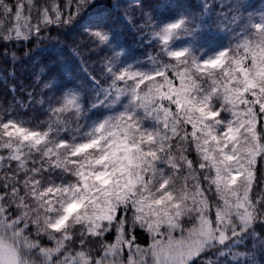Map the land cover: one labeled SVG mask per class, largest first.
Returning <instances> with one entry per match:
<instances>
[{
  "label": "snow or ice",
  "instance_id": "obj_1",
  "mask_svg": "<svg viewBox=\"0 0 264 264\" xmlns=\"http://www.w3.org/2000/svg\"><path fill=\"white\" fill-rule=\"evenodd\" d=\"M95 6L0 0L3 44L79 26L98 59L90 67L77 48L76 66L58 67L66 78L34 74L39 99L32 90L0 105V171L15 163L0 176V264H256L239 249L264 248V8L158 4L142 12L152 51L141 59ZM3 56L15 94L21 57ZM16 105L46 118L17 119Z\"/></svg>",
  "mask_w": 264,
  "mask_h": 264
},
{
  "label": "trees",
  "instance_id": "obj_2",
  "mask_svg": "<svg viewBox=\"0 0 264 264\" xmlns=\"http://www.w3.org/2000/svg\"><path fill=\"white\" fill-rule=\"evenodd\" d=\"M10 3H15L16 0H9ZM48 0H36V4H45ZM59 3L63 5L64 0H59ZM139 3L142 8L136 7ZM170 4L172 6H179L181 10L184 7H190L193 11H199L196 7L198 0H95V7L92 9L94 13H100L107 17L110 23H113L117 29V33L123 46L133 55V57L141 58L147 56L152 51L149 47L141 43L140 37L142 31L140 25L144 23L143 11H151L153 16L156 15V6L158 4ZM246 3L250 4L252 9L264 8V0H246ZM128 10L130 19L123 20L125 10ZM35 22V14L33 15V23ZM43 35V33H42ZM147 37H145V40ZM87 38L83 35L82 29L79 26H68L57 28L51 27L47 31L45 39L36 40L33 37L27 44L21 43L19 47L13 43L11 45H5L0 42V105L8 107L13 102V96L20 98L27 103L28 97L27 91L35 90L37 93L36 99H39V88L35 85L34 74H39L41 69L48 71L49 75L47 79L52 76H56L58 79L61 76H65L66 73L58 71V67L64 69H72L79 62V58L73 55L75 49H79L83 54V59L91 67L96 65L98 68V59L95 53L88 54ZM8 47L16 49L17 55L21 57L19 63L15 65L16 79L8 80L9 84L14 83L16 85V92L13 94L8 90L2 77L6 76L11 70V62L3 56L4 49ZM90 47V45H89ZM25 51H29V57L25 58ZM57 61H63L62 66L54 67ZM50 93L46 94L49 95ZM17 111L15 113L17 119H31L33 123L38 120L45 119V115L41 109L36 106H30L27 111L20 109L19 105L15 106ZM74 126V125H73ZM190 131V128H189ZM0 154L6 155V153L0 152ZM193 160H196L195 151H191ZM6 167L3 171H0V176L6 172H10L15 168V163L8 167V162H4ZM20 179H23L21 176ZM209 199L211 202H215L216 197L214 194L209 193ZM256 231L264 237V229L256 224ZM136 242L140 246H146L150 243V237L145 231L137 229L135 232ZM114 238V233L107 236V239L111 241ZM98 246L97 241H90L88 247L96 248ZM240 251L254 252L256 258V264H264V248H261L258 244L254 247L253 242L249 240L246 248L239 249ZM126 258V257H125Z\"/></svg>",
  "mask_w": 264,
  "mask_h": 264
},
{
  "label": "rangeland",
  "instance_id": "obj_3",
  "mask_svg": "<svg viewBox=\"0 0 264 264\" xmlns=\"http://www.w3.org/2000/svg\"><path fill=\"white\" fill-rule=\"evenodd\" d=\"M5 162H7V161H5ZM258 192H259V188L255 189V191H254V198H255V194H258ZM258 225H259V227H261V228L264 229V225H261L259 223H258Z\"/></svg>",
  "mask_w": 264,
  "mask_h": 264
}]
</instances>
